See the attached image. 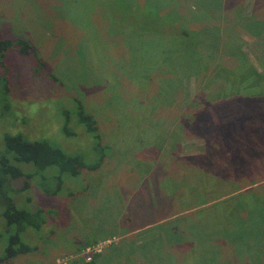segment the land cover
Here are the masks:
<instances>
[{"label": "rangeland", "instance_id": "1", "mask_svg": "<svg viewBox=\"0 0 264 264\" xmlns=\"http://www.w3.org/2000/svg\"><path fill=\"white\" fill-rule=\"evenodd\" d=\"M138 1L141 11L136 35L128 36V44H122L125 49L119 50L118 42L102 39L113 33L107 30L102 34V30H97L100 23L111 25V30L115 27L113 22L109 24L99 19L98 11L106 10L105 14L113 8L114 11H127L124 7L129 9L130 0H0V39H25L36 53L23 55L11 50L3 60L0 142L6 132L22 133L31 140L46 138L69 154H83L87 163L88 159L95 162L98 153L93 137L74 121L71 123L77 135L68 136L61 128L67 112L74 113L77 118L76 100L80 99L85 110L100 124L101 142L107 152L97 169L79 164L81 172L77 176L61 174V185L60 179L55 178L59 174L56 167L35 174L32 166H21L35 175L30 180L31 187L21 193L23 197L18 196L17 203L28 208L41 206L48 213L47 221L41 232L28 228L23 234L26 243L38 245V248L0 264H64L58 259L81 253L88 240L104 235L109 237L94 242L111 241L104 246L102 252H105L98 259L103 264H264V209L261 208L264 200L261 197L245 194L247 198L230 199L229 195L221 199L225 204L213 208L208 203L190 211L186 205L195 199L188 196L176 198L177 202L171 200L170 206L167 205L171 210L166 201L162 207L158 204V199L166 197L161 187L170 197H176L175 191L179 188L174 186L176 179L174 182L168 180L171 176L158 179V145L161 144L158 122L167 119L165 108L168 106L163 102L167 90L162 92L158 82L164 71L170 73L169 69L175 67L170 66V62H162L160 76L154 74L159 68L158 40L148 36L140 45L138 34L146 32L145 26L156 28V32L159 29L166 34L172 33L173 28L168 27L171 24L165 26L167 20H161L162 25L155 23L158 9L168 8L171 0ZM255 2L236 0V10L249 17ZM117 6L122 7L118 9ZM118 21L122 20H115ZM140 23H143L142 33ZM249 27L240 25L234 29L246 58L243 69L239 70H246L251 89H232L230 96L222 101L217 99L224 84L221 79L210 83L207 76L215 71V61L221 60L227 67H233L231 59L225 61L226 58L218 53L215 61L206 59L208 66L202 64L198 68L197 79L194 75L184 77L182 73L188 71L186 69L180 72L173 69L176 73L171 72L175 79L172 83L182 92L175 89L169 96L175 99L180 94L187 101L175 116L204 118L215 106L225 108L236 92L245 95L254 92L251 99L241 101L243 107L249 106V102L264 101V78L258 75L264 72V30L258 34L255 24ZM207 48L208 56L211 46ZM239 70L230 73H236V77L240 75ZM136 82L140 83L138 88ZM5 85L9 93L4 91ZM115 86L121 92L113 91L123 102H117L111 91L105 92ZM252 110L256 112L257 106ZM256 115L258 117V111ZM207 117L220 120L219 115ZM175 128L177 126L172 129L174 151H169L171 157L202 151L203 139L187 137ZM171 174L178 173L173 169ZM57 189L56 194H48ZM27 197L32 201H27ZM183 201L186 204L179 211L181 213L171 215L182 207ZM169 211L170 216L163 214ZM5 224L2 215L0 230ZM6 230L0 235V255L8 245L9 232ZM78 260L73 262L77 264Z\"/></svg>", "mask_w": 264, "mask_h": 264}, {"label": "trees", "instance_id": "2", "mask_svg": "<svg viewBox=\"0 0 264 264\" xmlns=\"http://www.w3.org/2000/svg\"><path fill=\"white\" fill-rule=\"evenodd\" d=\"M235 2L236 0H171L168 3V8L163 11L158 9V21L155 22L162 25L163 21L167 20L165 26L171 24L168 26L173 28L171 34L163 33L159 29L156 32V28L149 26H145V32L143 23H140L141 33L142 30L144 31V34H138L140 45H143L148 36H155V41L158 40L159 68L154 71V74L160 76L163 69L159 65L162 62H170V66L175 67L173 69L178 72L188 70L182 73L185 74L184 77L194 75L197 79L199 75L198 68L202 64L208 66L206 59L215 61L216 54L221 53L226 58L225 61L232 60L233 67H227L221 60L214 62L215 71L212 74L210 73L207 78H209L210 83L221 79L224 87L226 86L217 94V99L222 101L224 97L230 96L231 92L229 91H232V89L241 90L243 88L248 90L250 85L248 76L245 73L246 70H239L243 69L242 64L246 61V58L234 28L242 25L250 29L249 26L255 24L258 28L254 30H259L257 31L258 34L263 31L264 0H256L249 17H245L236 10L237 4ZM140 4L138 0H130L129 9L124 7V10L127 11L121 10L122 6H117L116 8L120 10L116 11L113 8L109 11V14L108 12L105 14L104 11L106 10L98 11L99 19H105L109 24L113 22L115 25L114 30H111V25L105 23L98 25L99 29L97 30H100V32L102 30V34L103 32L106 33L107 30L113 33V36H103L102 39L109 40L110 43L116 41L118 42L117 48L124 50L125 47L122 44H128L127 37L136 35L135 30L138 28V16H140L141 11ZM119 19L122 21H118V24L115 20ZM208 46H211V48L207 56L205 49ZM201 49H203V52L200 51ZM11 50L23 55L30 53L36 55L32 50L31 43L25 39H0V68L4 66L3 60ZM173 69H169L170 73L164 71V75L160 76L161 79L159 78L160 82H158L159 87H162V92L165 93V90H167L163 102L168 104L165 108V111H167V119L165 120L167 126L165 127L164 120L158 122V139L161 140V144L158 145V167H160L158 179L163 177L161 180H165L168 179V176H171L168 180L173 181L176 179V182L173 181L174 186L178 185L179 188L175 191L176 197H170L165 188L161 187L162 194L166 197L158 199V204L162 207L164 201H166V206H170L171 200L173 202L177 200L176 198L188 196L192 200L195 199L191 203L189 202V206V203L186 205V208H190V211L200 206L201 208L202 206L205 207L204 205L208 203H211L210 206L213 208L220 203L225 204L226 202H222L221 199L226 196L229 197V195L230 199L236 198L235 196L246 197L245 194H248L247 197L253 195L254 198L261 197V200H264L262 198L264 197V101H256L252 104L249 102L247 105L250 107H243L241 101L247 98L251 99L254 92L246 95L245 93L237 94L236 92L234 97L231 96V103H227L228 105L225 108L219 109L215 106L209 111L208 115L203 116L204 118L196 116L197 118L193 119L185 114L175 116L183 109L187 101L180 95L182 90L178 88L180 94L175 99H172L171 95L169 96L176 89L172 83L175 80L172 78L173 74L171 73L175 72ZM237 69L240 71V75L237 74L238 77H235L236 73L231 74L230 72ZM255 72L258 73V71ZM158 75L154 76L158 77ZM258 75L264 78V72L258 73ZM0 78L2 77L0 76ZM56 79L59 81L58 78ZM159 79L155 80L159 81ZM176 80L178 84L180 78ZM145 82L143 85H145ZM136 83H138L136 86L138 88L140 83ZM181 86H183V79ZM4 87L5 93H9L8 86L5 85ZM108 89L105 92L111 91L112 97L118 102L120 99H118L117 93L121 92L118 90L119 88L115 86ZM114 89H117V93H114ZM159 96L158 101L160 102ZM120 102L123 101L120 100ZM76 103L77 118L74 113L67 112L66 120L62 123L61 128L68 136L77 135L76 131H73L74 125L71 123L74 121L77 126L83 127L84 131L93 137L95 150L98 153L97 160L93 163L88 158L89 163H87L84 155L79 152L76 154L67 153L58 144L52 143L46 138L31 140L22 133H4L0 142V219L3 215L6 224L1 228L0 235L1 232L7 229L9 240L3 255H0V263H7L18 255L32 252L38 248V245L26 243L23 234L28 228L41 232L47 221L48 213L41 206L28 208L17 203L18 196H22L21 193L31 187L30 180L38 171L46 170L49 167L58 168L59 174L55 175V178L60 179L61 185L63 183L60 178L61 174L77 176L81 172L79 164L82 167L87 166L91 169H97L99 164L105 160L107 152L105 151L106 147L101 142L100 124L92 113L85 110L83 101L79 99L76 100ZM209 106L207 104V107ZM253 106L258 108V117H255L257 111L252 110ZM210 114L219 115L218 119L220 120L215 121L212 119L213 117L208 118L207 116ZM172 115H174V118ZM216 124H218V127ZM174 126H177L175 129L182 130L187 137L191 135L203 139L202 151L185 155V157L180 155L171 157L169 153L174 151V133L172 132ZM223 128L226 130H223ZM223 133L227 135L224 136ZM176 164H179L177 168L175 167ZM21 166L23 168L32 166L36 170L35 174L31 170L21 168ZM173 169L178 173L175 176L171 174ZM179 177L180 180L177 179ZM57 192L58 189L48 191V194H56ZM236 192H240L239 195H234ZM26 200L32 201L31 197H27ZM227 201L229 200L227 199ZM185 204L183 201L182 207L177 209L175 213H171V211L162 213L167 216H170V213L171 215L181 213L179 211L184 209L183 205ZM169 206L167 208L171 210L172 208ZM222 208L224 206L220 207V210ZM261 208L264 209V205ZM85 263L95 264V260Z\"/></svg>", "mask_w": 264, "mask_h": 264}, {"label": "built area", "instance_id": "3", "mask_svg": "<svg viewBox=\"0 0 264 264\" xmlns=\"http://www.w3.org/2000/svg\"><path fill=\"white\" fill-rule=\"evenodd\" d=\"M107 242H111V241L108 240V241H103V242H99L95 244L93 243V244L86 245L81 251V253L65 256L61 259H58V262H63L64 264H67V262L73 263L75 259H79V260L81 259L84 262L94 261L96 256L103 251L104 246L108 244Z\"/></svg>", "mask_w": 264, "mask_h": 264}, {"label": "crops", "instance_id": "4", "mask_svg": "<svg viewBox=\"0 0 264 264\" xmlns=\"http://www.w3.org/2000/svg\"><path fill=\"white\" fill-rule=\"evenodd\" d=\"M128 233V232H127ZM118 234H121V233H118ZM121 235H123V232H122V234ZM106 237H109V236H106V235H104V236H102V237H96V238H94V239H92V240H88V242H86L85 243V245H87V244H89V243H94V242H97V241H100V240H102V239H104V238H106ZM84 245V244H83ZM84 245V246H85ZM84 246H82V247H80V248H83ZM78 250V249H77ZM105 252V251H104ZM104 252H102V253H100V254H98L97 256H96V258H95V264H103L102 262H99L98 261V259L100 258V256H102V254L104 253ZM73 263H76V262H73ZM77 264H86L83 260H78V263Z\"/></svg>", "mask_w": 264, "mask_h": 264}]
</instances>
